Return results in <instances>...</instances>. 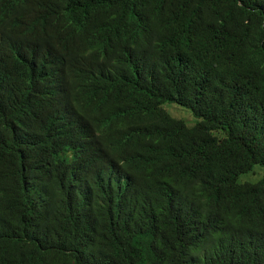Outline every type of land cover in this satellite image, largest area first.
<instances>
[{"label": "trees", "instance_id": "1", "mask_svg": "<svg viewBox=\"0 0 264 264\" xmlns=\"http://www.w3.org/2000/svg\"><path fill=\"white\" fill-rule=\"evenodd\" d=\"M255 166L264 0H0V264H264Z\"/></svg>", "mask_w": 264, "mask_h": 264}, {"label": "rangeland", "instance_id": "2", "mask_svg": "<svg viewBox=\"0 0 264 264\" xmlns=\"http://www.w3.org/2000/svg\"><path fill=\"white\" fill-rule=\"evenodd\" d=\"M163 107L172 116L183 119L188 125H191L193 123V116L189 109L173 103H166L163 105ZM261 175H264V168L255 166L253 173L248 172L246 174H243L238 181H257L259 178H261Z\"/></svg>", "mask_w": 264, "mask_h": 264}]
</instances>
